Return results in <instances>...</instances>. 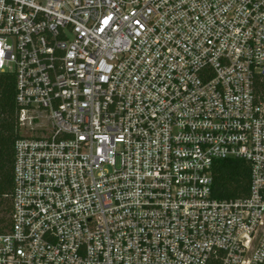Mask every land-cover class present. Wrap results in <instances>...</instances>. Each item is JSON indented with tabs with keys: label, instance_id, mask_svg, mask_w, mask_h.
<instances>
[{
	"label": "built area",
	"instance_id": "obj_1",
	"mask_svg": "<svg viewBox=\"0 0 264 264\" xmlns=\"http://www.w3.org/2000/svg\"><path fill=\"white\" fill-rule=\"evenodd\" d=\"M0 73V264H264V0H0ZM228 160L245 197L214 196Z\"/></svg>",
	"mask_w": 264,
	"mask_h": 264
},
{
	"label": "trees",
	"instance_id": "obj_2",
	"mask_svg": "<svg viewBox=\"0 0 264 264\" xmlns=\"http://www.w3.org/2000/svg\"><path fill=\"white\" fill-rule=\"evenodd\" d=\"M264 88V87H263ZM20 107L17 103V80L11 73H0V226L2 205L13 190L15 144L21 137L19 127ZM250 167L240 160L220 162L214 169V196L218 199H238L248 195ZM11 207L7 209L10 213ZM0 229H2L0 227Z\"/></svg>",
	"mask_w": 264,
	"mask_h": 264
},
{
	"label": "rangeland",
	"instance_id": "obj_3",
	"mask_svg": "<svg viewBox=\"0 0 264 264\" xmlns=\"http://www.w3.org/2000/svg\"><path fill=\"white\" fill-rule=\"evenodd\" d=\"M25 131V130H24ZM11 207V201L7 199V201H5V203L2 205V210L5 209L2 213H1V217H4V220L7 222L8 220V215L9 212L7 211V209ZM1 210V208H0Z\"/></svg>",
	"mask_w": 264,
	"mask_h": 264
}]
</instances>
